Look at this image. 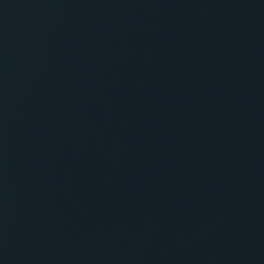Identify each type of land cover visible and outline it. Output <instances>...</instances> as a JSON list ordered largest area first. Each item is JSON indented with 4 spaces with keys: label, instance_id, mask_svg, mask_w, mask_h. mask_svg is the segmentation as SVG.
Wrapping results in <instances>:
<instances>
[{
    "label": "water",
    "instance_id": "obj_1",
    "mask_svg": "<svg viewBox=\"0 0 264 264\" xmlns=\"http://www.w3.org/2000/svg\"><path fill=\"white\" fill-rule=\"evenodd\" d=\"M0 264H264V0H0Z\"/></svg>",
    "mask_w": 264,
    "mask_h": 264
}]
</instances>
